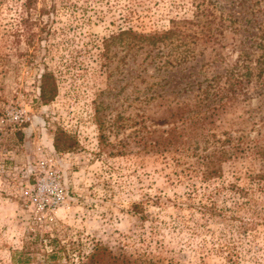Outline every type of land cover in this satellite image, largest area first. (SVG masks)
Masks as SVG:
<instances>
[{
  "label": "rangeland",
  "instance_id": "rangeland-1",
  "mask_svg": "<svg viewBox=\"0 0 264 264\" xmlns=\"http://www.w3.org/2000/svg\"><path fill=\"white\" fill-rule=\"evenodd\" d=\"M190 3L36 0L26 12L24 0H0V264H47L52 239L99 241L132 264H264V101H240L190 132L166 110L173 95L153 97L163 93L146 48L133 59L125 39H110L165 30ZM44 74L57 93L45 105ZM227 134L232 155L204 181L201 159ZM56 138L70 150L56 151ZM49 167L65 201L36 213L27 185ZM240 222L257 224L243 233Z\"/></svg>",
  "mask_w": 264,
  "mask_h": 264
},
{
  "label": "trees",
  "instance_id": "trees-1",
  "mask_svg": "<svg viewBox=\"0 0 264 264\" xmlns=\"http://www.w3.org/2000/svg\"><path fill=\"white\" fill-rule=\"evenodd\" d=\"M24 3L25 11L30 12L36 0H24ZM190 5V15L170 19L165 30L141 33L128 27L110 39H125L129 58L134 59L137 51L146 48L145 58L149 59L146 64L154 66L159 79L152 85L163 93L153 97L164 99L165 95H173L165 96L166 110L171 112L170 117L183 119V127L191 132L206 119L225 112L240 101L247 102L250 97L264 101V5L261 7L253 0H233L225 7L219 3L192 0ZM104 55L102 53L101 57ZM41 82L40 100L45 105L57 94L56 82L47 74L41 76ZM261 122L264 126V116ZM231 141L232 137L227 134L224 141H217L221 143L217 155L213 152V156L201 159L204 181L222 175L220 163L228 160L234 150L229 145ZM226 144L229 145L227 148L224 147ZM53 146L58 152H67L72 145L56 138ZM209 211H212L211 207ZM240 223L243 233L251 232L257 224ZM50 244V251L44 254L47 264L62 261L66 264H132L128 255L113 254L99 241H94L89 249H85L80 241L58 246L52 239ZM224 248L229 250L227 259H231L230 246ZM72 255L76 261L71 259ZM23 258L24 254L19 253L17 262L29 261ZM142 263L155 264L146 258Z\"/></svg>",
  "mask_w": 264,
  "mask_h": 264
},
{
  "label": "built area",
  "instance_id": "built-area-1",
  "mask_svg": "<svg viewBox=\"0 0 264 264\" xmlns=\"http://www.w3.org/2000/svg\"><path fill=\"white\" fill-rule=\"evenodd\" d=\"M4 171L3 160L0 157V174ZM33 184L27 185L26 200L36 213L52 211L64 203L66 191L60 175L50 167L43 175L34 174Z\"/></svg>",
  "mask_w": 264,
  "mask_h": 264
}]
</instances>
